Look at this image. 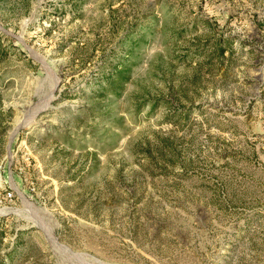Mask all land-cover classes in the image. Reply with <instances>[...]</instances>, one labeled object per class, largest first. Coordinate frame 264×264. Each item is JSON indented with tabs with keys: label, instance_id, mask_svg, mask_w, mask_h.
I'll list each match as a JSON object with an SVG mask.
<instances>
[{
	"label": "rangeland",
	"instance_id": "1",
	"mask_svg": "<svg viewBox=\"0 0 264 264\" xmlns=\"http://www.w3.org/2000/svg\"><path fill=\"white\" fill-rule=\"evenodd\" d=\"M0 264H264V0H0Z\"/></svg>",
	"mask_w": 264,
	"mask_h": 264
}]
</instances>
